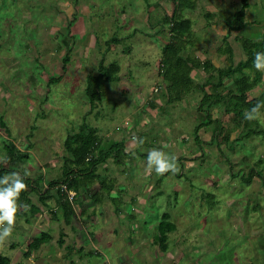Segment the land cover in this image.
I'll list each match as a JSON object with an SVG mask.
<instances>
[{
	"label": "rangeland",
	"instance_id": "374dc122",
	"mask_svg": "<svg viewBox=\"0 0 264 264\" xmlns=\"http://www.w3.org/2000/svg\"><path fill=\"white\" fill-rule=\"evenodd\" d=\"M241 2L206 1L192 10L180 9L176 0H0V167L16 170L6 175L27 170L41 187L64 180L76 168L65 139L83 123L94 129L100 147L120 143L123 153L119 163L108 151L93 178L68 173L69 179L86 178L66 194L74 208L69 218L62 206L48 214L38 191L19 197L16 221L23 230L29 224L25 234L19 228L21 243L39 229L48 231L54 240L39 258L49 264H264V179L246 177L251 169L264 177V133L246 135L249 127L234 123L224 102L200 106L207 72L194 77L198 88L179 99L163 75V47L172 37L167 16L178 9L194 19L185 53L212 55L227 66L228 53L217 55L216 44L224 41L225 17ZM234 35L238 62L244 49ZM101 62H117L120 70L103 82L104 99L92 107L87 75L98 74ZM51 75L63 78L50 84ZM262 94L264 82L249 98ZM249 126L264 129V106ZM152 149L175 155L180 171L149 173ZM103 180L113 184L111 190ZM53 190L52 205L60 197ZM166 212L176 227L162 237ZM78 238L82 247L72 255L67 242Z\"/></svg>",
	"mask_w": 264,
	"mask_h": 264
},
{
	"label": "trees",
	"instance_id": "16d2710c",
	"mask_svg": "<svg viewBox=\"0 0 264 264\" xmlns=\"http://www.w3.org/2000/svg\"><path fill=\"white\" fill-rule=\"evenodd\" d=\"M178 5L181 8H195L193 4H191L190 0H176ZM241 7L235 11L234 13L229 14L225 17V23L227 25L228 31L226 36H224V42L226 43L228 53V58L232 62L227 66H223L219 68L215 73L212 72L215 67L213 62L210 59H206L204 62L200 60V58L194 56L190 53H185V42L186 38L192 34L193 23L192 19L189 17L181 16L177 11L174 12L172 16H167L166 20H170L171 22V39L165 44L164 48V56L162 58L163 62V75L166 80H168L169 88L171 91L176 93L175 99H179L184 97L186 94L190 93L195 88H198L197 83L191 75V71L196 67H204V69L209 74L208 79L206 80L205 85H202L201 88L204 91V95L202 97L201 105L209 104L214 102L218 104L219 102L225 103V108H227L228 112H233L232 120L234 123L240 125H244L249 127L247 134L256 133H264V129L256 130L254 128H250L249 123L251 121H247L244 119L245 110H250L257 104L264 105V97L263 94L260 96H255L249 98V93L253 91L256 87L257 83L262 80L264 72L257 71L254 67L255 55L257 52H264V34L260 39L248 38V37H238V39L242 42V46L244 51L247 54V58L245 60H240L236 64H234V51L231 46L228 37L229 34L233 30H240L247 25L246 15L247 9L250 6L249 0H242ZM212 15V14H209ZM186 37V38H185ZM71 50H68L63 58V68L65 71L68 69V63L70 61ZM101 71L98 74L90 72L87 75V85H86V93L88 94L92 107H94L96 101H102L104 99V92L101 89V86L105 80H113L115 78V74L119 72L120 65L117 62H111L110 64H105L104 62L100 63ZM242 72L244 75L240 79L236 81V89L229 90L226 94L222 93L223 87H225L224 79L229 77L233 72ZM253 75H251L252 73ZM214 77L217 79L215 80ZM63 78V75H59L57 77L51 75L49 83L52 84L55 81H59ZM207 84L211 85L210 90L206 89ZM262 108V107H261ZM260 108V109H261ZM208 117L211 118L210 112H208ZM254 121V120H252ZM198 137V136H197ZM228 138V136L226 135ZM123 144V143H121ZM65 145L69 152L71 153V161L76 165V168H71L66 172L67 177L64 180H56L51 181L48 188L45 190V187H41L36 182V178L32 179L28 176H24L23 173H19L22 177H24V182L27 184V190L21 192V197H28L32 191H38L42 198L48 197L51 195L50 189L52 186L61 187V185H66L67 190L71 189L69 187L77 186L79 183H84L86 178H93V170L95 166L103 161V159L108 155V151L114 152L116 159L119 163L123 161V153L121 152L119 145L120 143H116L110 149H105L100 147V139L96 135L94 129H92L86 123L81 125V129L75 133H70L65 139ZM9 154L11 157L16 158L14 147L9 145L7 146ZM96 149H100V155L94 154ZM122 153V154H121ZM77 165L80 167L77 169ZM15 169L6 168L5 166L0 167V178H3L8 172H11ZM16 171V170H15ZM81 173L84 175V179L78 178L77 175L72 176L69 179V175L71 173ZM18 173V172H17ZM259 175L263 179V174L257 169H251L248 172L247 179L251 180L254 175ZM41 179V178H40ZM61 184V185H60ZM102 186L111 190L113 184L111 182L107 183L106 180H103ZM63 190V188H62ZM65 197L66 194H69L63 190ZM29 194V195H28ZM68 198V196H67ZM61 200V197H60ZM68 199H64L63 207L65 212L71 216L74 211L73 204L69 202ZM161 236L164 237L167 231L176 227L175 222L171 219V215L167 212L164 213L162 220L159 224ZM44 233L42 236L33 239L28 247L29 250L25 252V256H29L31 253V249L39 248L41 244L48 238ZM60 242L63 243V236L59 238ZM163 241V240H162ZM161 241V247L163 249L167 248V245ZM9 258L7 256L0 255V264H9ZM21 264V263H18Z\"/></svg>",
	"mask_w": 264,
	"mask_h": 264
},
{
	"label": "crops",
	"instance_id": "0c3cea01",
	"mask_svg": "<svg viewBox=\"0 0 264 264\" xmlns=\"http://www.w3.org/2000/svg\"><path fill=\"white\" fill-rule=\"evenodd\" d=\"M206 1H208L207 4H206ZM206 1L202 2V1H199V0H190L191 4H193L195 6V8H197L202 3H203L202 5H205V4L209 5V4H214V2H216V0H206ZM249 3H250V6L247 9V15H246L247 25L245 27H243L242 29H240V30H234L235 31L234 40H237L238 37H248V38L260 39L263 36V34H264V30H263L264 29V0H249ZM241 5H242V3L240 4L239 7H241ZM188 8L192 9V10L195 9V8L193 9V8H190V7H188ZM185 17H189V16H185ZM189 18H191V17H189ZM191 19H192L193 28H194V19L193 18H191ZM225 30L228 31V29L226 27H225ZM192 34H193V29H192ZM226 34H227V32L222 34V38H224V36ZM230 39H231V37L229 38V42H230L231 46L233 47V51H234L235 46H234L233 42H231L232 40H230ZM237 41H239V44H240V40L238 39ZM204 47L205 46H203V48ZM206 49L207 48L205 47L204 51ZM241 49H242V47H241ZM226 50H227V46H226V43H224L223 40H222V44H220V45L216 44V53H217V55L221 54L225 58V56H226L225 54H227L225 52ZM241 51L243 53H239L240 57H241V55H243V56H245V58H243V59L241 58L240 60H245L247 58V54H246L245 51H243V50H241ZM190 53L193 54L194 56L200 58V60L202 62H204L206 60V58H207V56H204V55L203 56H198L194 52H190ZM202 53L204 54V52H202ZM234 57H235V51H234ZM207 59H210L213 62L214 66H215L213 68V70H212L213 73H215L219 68L223 67V66H219V65L216 64V62L214 60V57H212V55H209ZM230 63H232V62L229 61V64ZM236 63L237 62H235V60H234V64H236ZM203 71L207 72L204 69L203 66L202 67H196V68L192 69L191 75H192L193 78L195 77L196 79L199 80L202 77L201 73ZM243 75L244 74L242 72L236 71V72H233L229 77H226L224 79V83H225V88L226 89L224 88V90H222V93L226 94L229 90H235L236 86H237L236 85V81L238 79H240L241 77H243ZM195 78H194V80H195ZM198 80H195V82L197 83ZM263 82H264V74H263L262 80L257 83V85H256V87L254 89H256L258 86H260ZM227 87H228V89H227ZM57 188L59 189L58 190L59 191L58 194H60L61 200H60V197H59V200H58L57 204L56 203L54 205L51 204L50 200L54 198V195H53L54 186H52V188L50 189L51 195L48 197V199L44 200V203H42V206L48 207V211H49L48 214L51 211H54L55 209L57 210V209H59L60 206H62L63 212L65 214V217L69 218L70 215H68L65 212V209L63 207V201L65 199V195H64L63 190H65V189L63 188L62 185H61V187H57ZM62 188H63V190H62ZM46 189L47 188L45 187V190ZM95 195H97V194H95ZM30 196L32 197V195H30ZM46 200H47V203L45 202ZM35 205L39 207V204H35ZM19 210L21 211V207L19 208ZM38 210H39L38 212L42 211L41 208L40 209L38 208ZM73 214H74V211H73V213L71 215H73ZM16 216L18 217L19 215L16 214ZM27 222L30 223V221H27ZM27 222H26V225H27ZM23 227H24L23 224L21 225V223L19 221H16L15 228H14V230L12 232V234H15V237L12 238V239H6L2 244H0V255L7 256L9 258V261H10L9 264H18V263H23V264H35V263L36 264H49V260H48L47 257H45V259H43V258H39V255H41L43 253L46 254L48 247L50 246V244H52L54 239H51L50 233L48 231H44L43 229H39L38 232H34L33 233V236L31 237V240H30V238H28L29 240L24 244V243H21L20 242L21 240L19 239V237L21 236L20 233H19V232H21V231H19V228L22 230L23 234H25L26 233L25 231H27V228L25 227V229L23 230L22 229ZM30 228H32L31 225H30ZM74 230L78 231V228L74 227ZM44 233H46V235H48V238H46V240L41 244V246L39 248L31 249V253H30L29 256H25V252L27 250H29L28 245L32 241V238L33 237L34 238L35 237L36 238L40 237L38 235L42 236V234H44ZM81 234H82V232H81ZM66 235L67 234H63V236L65 238H66ZM25 238L27 239V236ZM58 238L56 240H58ZM81 241H82V239H79V238L77 240H73L71 242L68 240V242H67L68 243V247H69L68 250H69V252L72 253V255L74 254L73 252L77 251L78 247H80V248L82 247L81 245L78 246ZM50 258H51V256H50Z\"/></svg>",
	"mask_w": 264,
	"mask_h": 264
},
{
	"label": "clouds",
	"instance_id": "9594fccd",
	"mask_svg": "<svg viewBox=\"0 0 264 264\" xmlns=\"http://www.w3.org/2000/svg\"><path fill=\"white\" fill-rule=\"evenodd\" d=\"M254 67L257 71L264 72V52H257L254 60ZM264 105L257 104L250 110H245L244 119L247 121L260 119V108ZM137 145L143 144L142 138H136ZM147 171H154L156 175H164L171 172L176 174L180 171L177 164V157L169 155L158 149H152L147 155ZM29 171H25L24 176H30ZM27 190V184L24 177L19 173L13 172L0 178V244H2L9 236H11L15 224L16 214L21 207L18 200L21 192ZM25 211L28 210L27 205L22 206Z\"/></svg>",
	"mask_w": 264,
	"mask_h": 264
},
{
	"label": "built area",
	"instance_id": "2783aa9c",
	"mask_svg": "<svg viewBox=\"0 0 264 264\" xmlns=\"http://www.w3.org/2000/svg\"><path fill=\"white\" fill-rule=\"evenodd\" d=\"M63 186H64L65 188H67L66 185H63ZM68 192H69V190H68Z\"/></svg>",
	"mask_w": 264,
	"mask_h": 264
}]
</instances>
